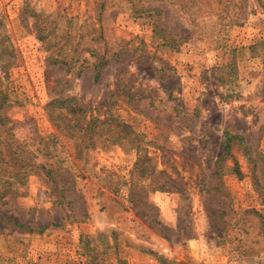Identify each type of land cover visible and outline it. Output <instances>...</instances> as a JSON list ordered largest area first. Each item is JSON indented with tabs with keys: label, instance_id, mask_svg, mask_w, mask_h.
Segmentation results:
<instances>
[{
	"label": "rangeland",
	"instance_id": "1",
	"mask_svg": "<svg viewBox=\"0 0 264 264\" xmlns=\"http://www.w3.org/2000/svg\"><path fill=\"white\" fill-rule=\"evenodd\" d=\"M33 12L53 23L50 37L67 40L64 51L80 42L81 55L97 39L120 59L99 82L91 60L71 71L52 64ZM0 17L19 53L8 86L20 140L37 146L58 134L45 110L52 97L98 103L123 69L140 94L117 112L165 171L146 178L134 172L135 150L91 149L69 157L64 205L31 175L18 196L0 199V264H264V201L253 181L264 184V0H0ZM226 133L244 139L232 148L241 173L229 159L220 181ZM58 144L64 156L74 149L61 135Z\"/></svg>",
	"mask_w": 264,
	"mask_h": 264
},
{
	"label": "trees",
	"instance_id": "2",
	"mask_svg": "<svg viewBox=\"0 0 264 264\" xmlns=\"http://www.w3.org/2000/svg\"><path fill=\"white\" fill-rule=\"evenodd\" d=\"M154 9L162 12L158 7H150L149 10ZM32 16H34L37 37L46 50L50 51L49 60L52 64H63L71 71L79 62L84 65L91 60L94 81L99 82L103 70L112 61L121 57L118 51L110 52L107 48L102 51L101 46H93L92 42H96L97 39L84 43L81 55L75 54L80 47V42L69 43L70 51H64L63 45H68L67 40L61 44L60 41L50 37L54 32L53 23L46 22L34 12ZM154 27L157 33L165 37V30L160 28L158 23H154ZM18 54V49L0 17V199L18 196L19 189L26 185L29 177L37 175L46 179L54 203L61 205L70 203L67 199L66 186L74 181V174L69 157L74 156L76 159H81L86 151L97 147L120 146L125 150H135L138 153V159L134 172H140L146 178H156L165 174V171H157L154 167L153 157L149 154L151 142L132 124L122 119L117 112L120 103L124 102L133 106L131 104L136 102V97L140 94L135 91L136 87L132 80L125 78L126 72L123 69L118 72L115 89L98 103L76 95L52 97L45 105V110L58 134L50 137L38 136L37 146L20 140L13 130L14 120L10 109L15 106L16 101L12 100V93L8 86L10 71L18 60ZM130 82L131 85L127 87ZM60 135L73 142L74 149L68 153V156H64L58 150ZM236 140L244 144L241 136L225 134L222 155L215 163L214 171L220 181L224 175L222 167L229 159L234 160L235 167L232 170L237 174L241 173L232 152ZM245 154L248 159H251L248 151ZM253 181L264 201V184L259 181L255 173H253ZM159 188L164 189L165 185L161 184Z\"/></svg>",
	"mask_w": 264,
	"mask_h": 264
}]
</instances>
